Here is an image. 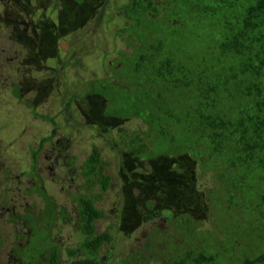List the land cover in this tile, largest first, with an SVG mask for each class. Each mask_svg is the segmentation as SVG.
<instances>
[{
  "label": "trees",
  "instance_id": "trees-1",
  "mask_svg": "<svg viewBox=\"0 0 264 264\" xmlns=\"http://www.w3.org/2000/svg\"><path fill=\"white\" fill-rule=\"evenodd\" d=\"M72 1L67 14L71 4L86 8L88 2ZM117 12L125 24L114 36L130 50L118 49L116 58L108 59L110 77L95 80L86 95L104 100L109 120L144 122L150 150L139 157L186 155L212 186L203 191L200 205L206 221L168 212L166 227L153 226L142 245L116 264H264V0H125ZM8 43L0 37V65L11 62ZM12 94L21 101L18 85ZM28 107L57 128L54 116ZM99 124L105 128L100 119ZM53 140L45 136L30 150L25 174L35 185L29 192L43 205L37 214L26 206L6 218V224L28 227L31 235L14 233L5 264H105L100 250L110 244L112 226L97 231L106 212L96 203L109 190V164L92 145L78 164L82 186L69 194L74 204L69 213L44 191L37 173L38 155ZM58 149L67 155L65 141ZM61 153L60 167L74 168L78 157L63 160ZM147 207L151 212L144 221L162 216L152 204ZM60 220L77 233L76 244L58 238Z\"/></svg>",
  "mask_w": 264,
  "mask_h": 264
},
{
  "label": "rangeland",
  "instance_id": "rangeland-1",
  "mask_svg": "<svg viewBox=\"0 0 264 264\" xmlns=\"http://www.w3.org/2000/svg\"><path fill=\"white\" fill-rule=\"evenodd\" d=\"M124 2L88 0L86 8L71 4L67 14L72 0H0V37L10 41L13 51L9 65H0V194L7 202L0 205V232L6 240L0 245V264L10 255L7 241L20 232L18 226L6 224V207L13 206L15 212L22 213L28 206L37 214L43 205L37 193L29 192L34 191V177L25 173L31 169L30 150L48 135L54 140L45 143L39 153L37 173L43 188L69 213H74L69 194L82 186L78 164L92 145L109 164L106 173L112 181L96 203L106 212L96 222L97 231L112 226L113 238L100 250L105 264H116L141 246L153 226L166 227L168 212H186L207 220L200 205L203 191L212 186L209 175L202 174L186 155L139 157L150 150L144 122L109 120L104 116V100L86 95L95 80L110 77L107 66L116 58V51L130 50L114 36L125 24L117 12ZM14 85L19 86L21 101L12 94ZM28 105L41 115L54 116L57 128L30 114ZM62 141L67 155L58 149ZM60 153L63 160L69 154L76 155V166L60 167ZM147 203L154 212H163L162 216L144 221L145 214L151 212ZM56 228L61 241L76 244L77 233L72 234L69 225L60 220ZM62 264H71V260Z\"/></svg>",
  "mask_w": 264,
  "mask_h": 264
},
{
  "label": "flooded vegetation",
  "instance_id": "flooded-vegetation-1",
  "mask_svg": "<svg viewBox=\"0 0 264 264\" xmlns=\"http://www.w3.org/2000/svg\"><path fill=\"white\" fill-rule=\"evenodd\" d=\"M43 187V186H42ZM44 191H46L45 190V188H44ZM47 192V191H46ZM53 197V196H52ZM54 198V197H53ZM7 203V202H6ZM5 203V204H6ZM2 206L4 205V204H1ZM25 208V207H24ZM5 210V209H4ZM4 215H7V217L8 216H16V215H19V213H17V212H15V209L13 208V206H7L6 207V212H5V214ZM19 226V225H18ZM20 227V229H21V231L20 232H17L18 234H21V237H22V235L23 236H25L26 237V239L28 238V237H30L29 235H31V232L30 231H28V227L26 228V229H23V227H21V226H19ZM1 229V228H0ZM4 237H5V234L3 233V231L2 232H0V241L2 240V239H4ZM10 252V251H9ZM9 257H10V255H9ZM8 257V258H9ZM7 261H8V259H7ZM6 263V262H5Z\"/></svg>",
  "mask_w": 264,
  "mask_h": 264
}]
</instances>
